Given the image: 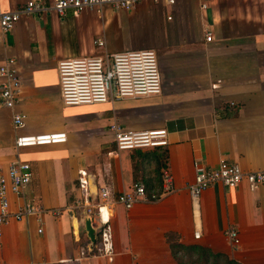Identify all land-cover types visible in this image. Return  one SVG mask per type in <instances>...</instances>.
<instances>
[{"label":"crops","instance_id":"obj_1","mask_svg":"<svg viewBox=\"0 0 264 264\" xmlns=\"http://www.w3.org/2000/svg\"><path fill=\"white\" fill-rule=\"evenodd\" d=\"M26 1L0 0V10L13 11ZM95 39L103 41L102 48ZM136 49L156 52L160 94L62 104L57 61ZM8 58L16 61L20 95L12 110L0 103V169L14 159L27 162L25 197L62 211L2 225L0 264H176L168 233L181 244L197 243L240 264H264V184L250 191L244 182L234 188L213 183L201 192L195 214L188 195L193 162L215 168L224 159L246 172L264 167V0H209L204 10L198 0H140L130 10L104 6L62 16L21 15L12 29L0 32V65ZM13 112L23 116L20 126L12 124ZM112 124L164 128L167 145L117 150ZM53 131L64 132L65 141L14 148L18 134ZM161 153L172 193L128 210L111 205L112 256L80 257L79 248L89 247L83 226L88 215L63 210L82 194L78 171L88 173L90 193L102 186L115 198L136 180L149 196L160 190ZM8 199L14 211L21 199L12 194ZM95 221L96 216L93 227ZM196 225L198 239L192 236ZM228 227L238 235L235 249L224 235Z\"/></svg>","mask_w":264,"mask_h":264},{"label":"built area","instance_id":"obj_2","mask_svg":"<svg viewBox=\"0 0 264 264\" xmlns=\"http://www.w3.org/2000/svg\"><path fill=\"white\" fill-rule=\"evenodd\" d=\"M140 0H54L51 4H41L34 1L26 3L13 10H0V32L12 29L21 15L33 13H49L62 16L68 10L79 13L83 10L100 11L104 6L113 10H130ZM158 2L159 0H151ZM173 4L174 0H164ZM200 9L208 7L209 0H198ZM205 41H210L211 33L206 32ZM94 45L103 47V41L94 40ZM59 96L62 104L68 106L104 103L122 98L144 97L158 95L161 92V76L156 52L153 49L125 50L120 52H101L94 55L61 59L56 63ZM0 103L12 110L19 101L20 80L17 74L16 61L8 58L0 65ZM23 116L12 113V124L20 126ZM115 148L117 150L152 149L167 145V132L164 128L126 129L119 124L109 127ZM65 133L62 131L44 133H21L15 136L13 145L16 150L26 147L63 143ZM194 178L188 186L189 202L195 214L199 208V197L202 191L213 183H220L224 187L234 188L244 182L250 191L264 184V167L257 171H243L237 164L220 160L217 167L206 168L193 162ZM88 173L78 171L77 183L82 194L73 199L63 210L79 212L84 215L97 217L100 231L89 250L80 247L78 255L97 254L112 256V234L110 227V206L119 204L128 210L136 202L158 200L173 191V179L166 166L159 168L160 190L157 194L147 196L142 183L133 182L130 188L122 191L113 198L106 187H99L96 192L88 191ZM30 165L22 160L14 159L6 168L0 169V228L10 219L21 220L31 216L50 213L57 216L60 209H44L42 205L25 197V189L30 181ZM12 194L21 199L14 211L9 210L8 195ZM40 219H38L39 221ZM41 228L38 229V232ZM230 247L235 249L238 235L234 228L228 227L224 232ZM194 239L200 236L196 225L192 232ZM31 264V263H29Z\"/></svg>","mask_w":264,"mask_h":264},{"label":"trees","instance_id":"obj_3","mask_svg":"<svg viewBox=\"0 0 264 264\" xmlns=\"http://www.w3.org/2000/svg\"><path fill=\"white\" fill-rule=\"evenodd\" d=\"M228 108L231 109V107H227L226 109ZM161 148L162 147H154L152 149ZM164 157L163 153L156 157L158 168L164 166ZM134 182L139 181L135 180ZM165 237L170 254L176 264H240L234 259L228 258L224 253L213 252L207 247L197 243L181 244L177 242L172 233L166 234Z\"/></svg>","mask_w":264,"mask_h":264},{"label":"water","instance_id":"obj_4","mask_svg":"<svg viewBox=\"0 0 264 264\" xmlns=\"http://www.w3.org/2000/svg\"><path fill=\"white\" fill-rule=\"evenodd\" d=\"M92 218L93 217L90 215L86 216L84 220V224H83L84 232L86 233V236L89 241V247H88L89 250L92 249V245L95 242V239L100 231V225H99L98 218L96 217L95 227L92 226Z\"/></svg>","mask_w":264,"mask_h":264},{"label":"rangeland","instance_id":"obj_5","mask_svg":"<svg viewBox=\"0 0 264 264\" xmlns=\"http://www.w3.org/2000/svg\"><path fill=\"white\" fill-rule=\"evenodd\" d=\"M156 56H157V54H156ZM157 61H158V56H157ZM158 65H159V63H158Z\"/></svg>","mask_w":264,"mask_h":264}]
</instances>
